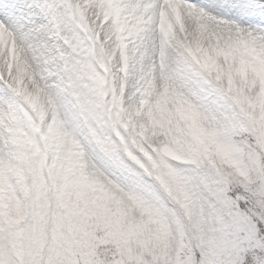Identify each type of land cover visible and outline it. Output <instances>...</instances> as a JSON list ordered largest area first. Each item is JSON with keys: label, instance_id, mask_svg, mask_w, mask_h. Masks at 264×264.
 Wrapping results in <instances>:
<instances>
[{"label": "snow or ice", "instance_id": "6c2138e0", "mask_svg": "<svg viewBox=\"0 0 264 264\" xmlns=\"http://www.w3.org/2000/svg\"><path fill=\"white\" fill-rule=\"evenodd\" d=\"M0 264H264V0H0Z\"/></svg>", "mask_w": 264, "mask_h": 264}]
</instances>
